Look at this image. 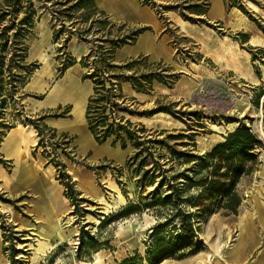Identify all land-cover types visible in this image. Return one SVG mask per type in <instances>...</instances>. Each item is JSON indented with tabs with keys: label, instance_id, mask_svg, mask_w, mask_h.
I'll return each instance as SVG.
<instances>
[{
	"label": "rangeland",
	"instance_id": "374dc122",
	"mask_svg": "<svg viewBox=\"0 0 264 264\" xmlns=\"http://www.w3.org/2000/svg\"><path fill=\"white\" fill-rule=\"evenodd\" d=\"M77 1L13 0L9 4L0 0V264H95L99 252L103 264H120L133 256L139 257L137 263L149 264L156 252V236L161 237V248L171 251L157 264H227L226 257L220 258V245L230 229L235 231L243 223L246 234L251 235L241 244L255 246L251 262L246 264H256L253 261L264 249V183L254 190L256 172L264 162V43L252 46L249 40L252 36L264 38V13L252 11L248 0H223L225 11L215 14L208 13L210 0H158L154 5L140 0L151 6L164 24L172 18L177 23L185 15L195 20H188L195 25H188L187 32L170 28L171 57L153 60L140 55L120 60L135 49L129 45L131 41L116 48L108 61L116 67L108 66L99 74L105 65L97 45L108 49L111 44L107 40L139 28L115 22L107 15L115 27L102 29L94 22L100 17L70 9ZM251 1L264 11V0ZM195 4L198 12L192 13L187 8ZM222 42L238 51L241 68L217 60ZM85 45L87 53L77 59L73 51ZM40 50L49 56L44 68ZM137 59V64L125 67ZM75 64L83 66L80 78L91 85L87 107L95 95V81L100 76L111 78L117 85V96L112 103H105L107 122L131 123L123 124L126 128L121 130L114 126L102 144L82 133L81 88L69 92L73 114L67 106L51 110L49 102L42 101L61 84L64 71ZM38 70L41 78L48 76L42 92L32 88V76ZM121 74L140 80L143 74L152 75L151 83L142 81L147 90L143 93L150 100L142 104L128 97L132 82L113 76ZM160 86L166 93L161 94ZM65 92L58 91V99L67 98ZM161 112L169 113L174 125L155 119L147 125L129 120L130 115ZM99 113L93 114L92 121L98 123L97 132L104 134L109 128L98 122ZM69 117L71 121L66 119ZM51 120L67 122L66 128L52 127ZM213 124L222 128L221 133ZM243 126L259 140L247 152L245 171L236 178L230 194L204 193L200 181L215 177L212 170L217 161L208 152L233 129ZM12 129H20L17 134L27 140L21 155H26L31 175L26 170L20 175L17 171L24 166L23 160L16 156L10 159L2 151ZM80 138L86 141L84 147ZM113 149L118 151L115 158L111 156ZM113 185L120 188L126 201L106 211L100 200L109 197ZM233 193L241 200L235 210ZM255 195L261 213L256 212ZM51 204L60 212L59 217L73 216L71 226L63 220L60 232L68 235V227H74L78 234L70 233L67 242L55 237L43 258L34 259L37 249L30 248L39 247L34 234L44 227L42 210ZM184 213H191L194 235L184 229ZM20 243L26 246L19 247ZM20 252L23 256L18 257Z\"/></svg>",
	"mask_w": 264,
	"mask_h": 264
},
{
	"label": "crops",
	"instance_id": "0c3cea01",
	"mask_svg": "<svg viewBox=\"0 0 264 264\" xmlns=\"http://www.w3.org/2000/svg\"><path fill=\"white\" fill-rule=\"evenodd\" d=\"M160 1L183 2L186 0H160ZM197 1H203V0H197ZM210 1H211V4L208 10L209 14H212V13L215 14V8H219V7L221 8V10L219 9L217 10V12L225 11V5H224L223 0H210ZM95 2H96V6L98 10L103 11L113 21L126 24V26L130 28L134 27V28L142 29V32H140L135 37V40L132 43H129V45H133L135 49H133V51L127 54L126 56L121 57L120 60L130 59V58L140 56V55L141 56L144 55L153 60L162 59V58L165 59V58L171 57V55L173 54L174 48H173V45L171 44L172 38H171L170 28L173 27L177 30H180V26L177 25V23H175L173 18L169 20V24H164L163 20L159 18L155 10L151 6L142 3L140 0H96ZM180 32L182 31L180 30ZM87 51H88L87 46L85 45L82 48V50L78 51L77 53L73 51V53H74V56L77 58V56H80V57L84 56L87 53ZM82 67L83 66H81L80 64H75L73 66L68 67L64 71L63 75L61 76L62 78L60 79L61 84L56 87L55 91L52 90L50 91L49 94L48 93L45 94L42 101L49 102L47 105L48 109L53 110V109H59L61 106H67L68 109H70L71 114H73L74 103L69 98V92L70 91L74 92V91H77L78 88H81L79 98L81 99L80 100L82 104L81 111H82V116L84 119V121L81 122L80 124L83 130L82 133L84 135L88 134V136H85L87 137L86 139H89L91 137L95 141L94 135L89 129V126L87 123V117H86L87 99L92 94V89H91V85L89 86L88 84L83 83V81L80 78L81 77L80 74L85 72L82 69ZM52 77L54 78V76ZM47 80H48V76L43 77L41 81H39L37 84H34V87L32 88H34L35 90L41 91V92L42 90L45 91ZM57 80H59V78ZM75 81L78 82L79 84L76 83L75 85ZM131 87L133 86L131 85ZM63 89H65L66 91L65 93L68 95V97L65 99L64 98L58 99V91H61ZM126 95L132 98L134 101H139L138 98L133 96L132 93L130 92L127 93ZM148 101L149 99L147 97L144 99V102H141V101L139 102L142 104H145ZM70 118L71 117L66 118V119L71 121ZM129 120H131V122L139 123L138 121L133 120V119H129ZM152 121L154 122L155 120H152ZM66 123L64 124V123L52 122L51 120V125L54 128L55 127L58 128L59 126L66 128ZM144 125H147V124H144ZM63 131L73 133L68 130H63ZM117 152L118 151H116V149H113V151H111V156L115 158V155ZM256 179L258 180V182H256L257 180H255L254 190L258 191L259 187L264 183V181H262L260 178H256ZM254 200L256 201L255 203L256 212L261 213L262 212L261 205L258 202L257 197H254ZM239 231H240V234L236 235L235 234L236 232L232 230L234 234L232 233L233 236H232V240H231L232 242H231L230 248L226 251L223 257H220L222 260L224 259V257H226L227 259H225V262L227 264H246L249 261L251 262L252 253H254L255 246L252 245L251 243H248L245 245L241 244V242L244 240V237L246 236L245 238V241H246L247 236H250L251 234L250 233L246 234V226L244 223L240 224L239 228L237 229V232ZM229 238L230 237L228 236L226 239L229 240ZM254 262L256 264H264V249L260 252L259 256L256 257L253 263Z\"/></svg>",
	"mask_w": 264,
	"mask_h": 264
},
{
	"label": "trees",
	"instance_id": "16d2710c",
	"mask_svg": "<svg viewBox=\"0 0 264 264\" xmlns=\"http://www.w3.org/2000/svg\"><path fill=\"white\" fill-rule=\"evenodd\" d=\"M96 0H78L74 5L71 6L70 9H83L86 11L87 16H98L100 17L97 21H94L98 23L102 29H104L106 26L115 27V24L112 23L108 16L103 12L98 10L96 6ZM9 4L13 2V0H8ZM165 8H169V5L164 6ZM195 7H198V5H192L189 6L187 9L191 10L192 13H197L198 11L194 10ZM175 8V7H173ZM185 19L191 20L193 23L195 20L192 18H187L184 15ZM124 27L123 25L121 26ZM142 30H136L131 32L130 35L125 36L123 38L118 39H112L107 40L110 42L111 46L107 49L103 47V45L99 44L98 52L101 53V60L103 61L105 67L103 69H99L97 72L105 73V69L108 66L116 67V65L110 64L108 61L113 59V54L115 52V49L118 47H121L131 41L135 40L136 35H138ZM130 39L131 41H129ZM247 41V40H246ZM94 51V50H92ZM83 61V60H82ZM139 60H133L131 63H128L125 65L126 68H129L131 66H134L137 64ZM115 78L120 79L121 82L130 81L132 82L133 88L136 89L139 92H146L147 90L143 87L142 81H146L148 83H151L152 75H141V80L137 77L133 76H126V75H113ZM85 78H89V76H85ZM109 82L108 86H106V82ZM116 83H114L113 79L100 76L98 80L95 81V95L92 96L89 100V104L87 107L86 117L88 119V126L92 134L94 135V138L97 143L102 144L106 138L110 135L111 130H113L114 126H118L117 130L125 129L126 127L123 124L130 125V122L122 123V120L117 123L116 121L107 122L109 120V114L107 112V106L105 103L109 104L112 103V99L117 96L115 90ZM119 87V85H118ZM104 93H101V92ZM264 95V92L261 94ZM258 98L255 101L256 104H258ZM100 101V102H99ZM101 104L99 107L94 106V104ZM114 104V103H113ZM94 106V107H93ZM263 113H264V101L261 106ZM96 112L99 113V123L101 124H107L108 130L104 132V134H99L96 130L98 123H95L92 121L93 114ZM112 112V111H110ZM116 130V131H117ZM120 140L122 141V147H126V143L122 137H120ZM117 141V140H115ZM259 140L257 139V135L252 132V130L249 127L243 126L235 129L233 132L229 133L226 137V139L218 144H216L211 151L208 152V156L212 157L214 159H217L216 163L213 166L212 174L215 176L211 179L205 178L200 181V185L204 188V193L207 194H215V193H224V194H230L231 190L233 189L234 183L236 178L245 171L243 161L248 158L247 152L252 150V148L258 144ZM226 167L224 171L223 168ZM229 180L227 181H223ZM232 198L234 199V207H232L233 210L240 204L241 200L240 197L237 194H232ZM171 198V196L168 197V199ZM130 207H128L129 209ZM127 209V210H128ZM126 210V211H127ZM190 215L191 213H184V218L186 221V226L184 229L191 235L195 234L194 225L190 221ZM156 234H159L157 232ZM160 236H156L154 238L155 242V250L156 252L152 253V257L149 258L148 263L149 264H157L160 263L166 256L167 253H170L171 251L163 250L161 248V243L159 242ZM139 258L137 256H133L130 258L124 259L120 264H145L140 258V262L137 263L136 259Z\"/></svg>",
	"mask_w": 264,
	"mask_h": 264
},
{
	"label": "bare ground",
	"instance_id": "6f19581e",
	"mask_svg": "<svg viewBox=\"0 0 264 264\" xmlns=\"http://www.w3.org/2000/svg\"><path fill=\"white\" fill-rule=\"evenodd\" d=\"M247 5L252 11H254L256 13H261V12L264 13V11L261 9V7L259 5H257L255 2L251 1V0L247 1ZM219 9L221 10L220 7L219 8H215V13H218L217 10H219ZM177 23L180 26L181 30L182 31H186V32H187V29H188L187 28L188 25H195V24H193V23H191V22H189L188 20H185V19H180V20L178 19ZM49 38H50L49 36L46 38L48 45L51 44L50 42H48ZM263 43H264V38L258 37V36H252L251 40H249V44L252 45V46H260ZM40 52H41V63L43 64L42 68H44L46 66L47 62L49 61V56L43 50H40ZM237 52L235 51V48L233 46H230V45L225 44L224 42H222V44H220L219 50H217V54L215 56H216V58H217V60L219 62L226 63L227 65H233L235 68L239 69L242 66V62L238 58L239 56L237 55ZM246 57H247V59L250 58L249 57V52H246ZM77 58L80 59L81 57L77 56ZM42 75L43 74L41 73V70H38L32 76V81H31L32 85L37 84L39 81H41ZM73 75H75V74H73ZM68 80H69V78H68ZM76 83H78V82L75 81V85H76ZM48 90H50V89H48ZM130 91H131L132 95L137 97L138 100L141 101V102H144V99L147 98V96H148L147 93L139 92V91H137V90H135L133 88L130 89ZM159 91L161 92V94H164V93H166L167 89L160 86L159 87ZM149 100H150V98H149ZM130 117L132 119L138 121V122L143 123V124H145V123L146 124H148V123L150 124L151 121L153 119H155V120H158V122L162 121V122H165L166 124L174 125V122H173L170 114L169 113H165V112H161V113L155 114L154 116H150V117H148V116H138V115H130ZM237 124L238 123L236 122V125ZM212 126H213L214 129H216L217 132L222 129V128L220 129V127L218 125H216V124H213ZM25 129L26 128H24V130ZM17 130H19V133H20V131H21L20 129H12L11 131H9L8 135L6 136V138H5V140H4L3 144H2L3 145L2 151L6 152L7 156L9 158L12 157V156H14V157L16 156V157H18L19 160H21V159L23 160L24 166L21 165V170L17 171L20 175L21 174H25L24 173L25 170L27 171V175H31L32 172H31V169H29L28 159H27L26 155H24V156L21 155L22 154L21 149L23 147L22 145H23V143L27 144V140H26V138L23 135L22 136L18 135L17 132H16ZM233 130H235V129H233ZM220 133H221V131H220ZM218 137H219V135H218ZM80 143H81L82 147H84L86 145L85 139L81 140ZM99 149H101V148H99ZM256 178H260L262 181H264V162L260 165L259 170L256 172ZM256 182H258V180ZM125 201H126V199H125L122 191L120 190V188L118 186L116 187L115 185H113L112 190L110 191L109 197L108 198L106 197L103 200H100V203L104 206V209L106 211H108L110 209L114 210V208H118L119 206L125 204ZM42 214L43 215L41 216V218L44 217V220H43L44 221V227L43 228L41 227L42 228L41 231L37 232V234H34V235L37 236L36 240L38 241L39 247L38 248H34L32 246V248H30V249H37V252H35L37 255L35 257H33L34 259L35 258H40V257H42L45 254V252L52 246V240L55 237L59 236L60 239L62 240V242H64L66 240L67 241L71 240V237L69 235L70 233H73L75 235L78 234L77 233L78 230L76 228H74V227H68V230L70 232L68 235L62 234L60 232V230L62 229L63 220L66 218V222L70 223V221L73 218V216H71L70 214H65L62 217H59L60 216V212L57 211L56 207L53 204H51L50 207L48 206L47 208H44L42 210ZM68 226H71V223ZM235 232H236L235 233L236 235L240 234V231L237 232V229L235 230ZM232 233L234 234V232H232V230L230 229L227 232L228 236L230 237L229 240L226 239L220 245V247H222V250H221V252L219 250V252H220V255L222 257L224 256L226 251L230 248V245H231V242H232L231 240H232V236H233ZM20 244L21 245L19 247L26 246V244H24V243H20ZM31 245H33V244H31ZM21 256H23L22 252L19 253L18 257H21ZM102 261H103L102 253L99 252L95 256V264H103Z\"/></svg>",
	"mask_w": 264,
	"mask_h": 264
},
{
	"label": "built area",
	"instance_id": "2783aa9c",
	"mask_svg": "<svg viewBox=\"0 0 264 264\" xmlns=\"http://www.w3.org/2000/svg\"><path fill=\"white\" fill-rule=\"evenodd\" d=\"M142 2H144V3H148V4H150V5H154L155 3H157V2H159L158 0H141ZM110 20V19H109ZM131 34V32H129V33H126V35L125 36H128V35H130ZM125 36H122V37H116L115 39H118V38H123V37H125ZM97 37H95V39H96ZM129 41H131L130 39H128ZM96 42V41H95ZM100 41H98V43H99Z\"/></svg>",
	"mask_w": 264,
	"mask_h": 264
}]
</instances>
